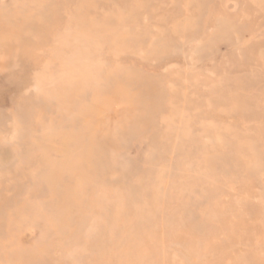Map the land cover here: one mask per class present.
Returning a JSON list of instances; mask_svg holds the SVG:
<instances>
[{
  "label": "rangeland",
  "instance_id": "374dc122",
  "mask_svg": "<svg viewBox=\"0 0 264 264\" xmlns=\"http://www.w3.org/2000/svg\"><path fill=\"white\" fill-rule=\"evenodd\" d=\"M0 264H264V0H0Z\"/></svg>",
  "mask_w": 264,
  "mask_h": 264
}]
</instances>
